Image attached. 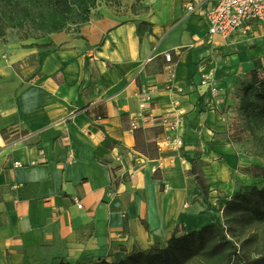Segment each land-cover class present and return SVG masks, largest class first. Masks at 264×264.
Wrapping results in <instances>:
<instances>
[{"label": "crops", "instance_id": "crops-1", "mask_svg": "<svg viewBox=\"0 0 264 264\" xmlns=\"http://www.w3.org/2000/svg\"><path fill=\"white\" fill-rule=\"evenodd\" d=\"M125 1L98 3L86 23L49 33L41 49L0 42V264L117 262L134 248L164 246L181 225L209 223L186 175L197 149L209 195L231 187L232 145L196 126L218 117L202 70L211 66L229 101L264 56V31L245 35L264 25L251 21L220 39L185 7L207 10L217 0ZM33 56L34 64L21 63ZM142 90H151L153 113L183 112V155L159 147L160 124L127 129ZM140 134L155 155L139 149Z\"/></svg>", "mask_w": 264, "mask_h": 264}, {"label": "trees", "instance_id": "trees-1", "mask_svg": "<svg viewBox=\"0 0 264 264\" xmlns=\"http://www.w3.org/2000/svg\"><path fill=\"white\" fill-rule=\"evenodd\" d=\"M33 1L36 11L20 0H0V38L9 28L22 29L24 38L69 30V23H74L77 29L89 20V9L96 7V0L84 6L80 4L77 9L68 0ZM74 12L78 18H72ZM258 86L260 98L264 99V76ZM189 163L187 175L192 177L202 199L207 200L210 184L194 156ZM251 169L255 171L252 177L264 180V166L254 165ZM51 264L74 263L60 260ZM79 264H264V185H252L246 191L234 193L224 204L222 220L215 218L182 233L176 230L164 246L134 248L117 262L99 258Z\"/></svg>", "mask_w": 264, "mask_h": 264}, {"label": "rangeland", "instance_id": "rangeland-1", "mask_svg": "<svg viewBox=\"0 0 264 264\" xmlns=\"http://www.w3.org/2000/svg\"><path fill=\"white\" fill-rule=\"evenodd\" d=\"M21 4H28L32 6L33 11L38 10L35 8L36 3L33 0H20ZM91 0H68L74 9H77L80 4L87 5ZM96 5L99 3H104L106 6L116 9L118 6L128 5V1L125 0H96ZM136 2L133 3H137ZM43 10H45V6H41ZM80 8V7H79ZM93 8L89 9L90 15L92 13ZM72 18L76 17V13L74 12ZM69 30H76V25L74 23H69ZM264 31V27L254 28L248 31L245 37H262V32ZM24 31L22 29L17 28H9L7 30V35L3 38H0V42L7 43V41H15L19 42L22 45H34L35 48L41 49L48 45L45 42L46 36L48 34L36 33L32 34V36L28 38H24ZM30 61L32 64L35 63L36 58L33 56L29 58V60H24L21 63H27ZM206 63L209 65H213L214 60L211 63ZM211 67V66H210ZM210 67H206L207 69H203V74H210L212 71L209 69ZM213 74V73H212ZM211 74V77H212ZM264 76V56L258 61H254V67L251 70L245 69L243 71L242 77L239 79L240 85L237 90L232 91V95L228 101V94L218 88V93L214 96L212 102V106L210 109H214L218 111V117H214L213 119L209 118V116L203 117L202 120L196 126L197 129L200 128H213V133L225 135L232 145L234 149V155L238 157V162L233 170V174L229 179V183L231 187L227 186L226 191H215L211 192L209 195V200H203L201 195L197 191V195L193 198H198L199 202L203 206V210L200 212H207L210 219L213 220L215 218L223 219V208L226 200L236 192L246 191L252 185L257 187H261L264 185V180L262 177H252L251 167L254 165L264 166V99L260 98V89L258 86V81ZM213 78V77H212ZM222 91V92H221ZM206 107L205 110L207 111ZM204 140L207 142L210 148H213V145L210 139L204 137ZM145 135L140 134L138 136V145L139 149L145 151L149 155H155L157 149L155 145L145 146ZM177 150H168L165 151L168 154H174ZM181 155L182 148H179ZM197 164L200 166V152L197 149L193 155ZM192 158V156H191ZM190 168V164H189ZM186 170V175L187 171ZM239 172V173H238ZM243 173V175L241 174ZM188 176V175H187ZM191 177V176H190ZM192 178V177H191ZM193 185H195L194 181H192ZM193 189V188H192ZM191 192V191H190ZM193 194V192H191ZM196 194V193H195ZM192 198V199H193ZM205 201V202H204ZM182 225L178 227L179 233L184 231Z\"/></svg>", "mask_w": 264, "mask_h": 264}, {"label": "built area", "instance_id": "built-area-1", "mask_svg": "<svg viewBox=\"0 0 264 264\" xmlns=\"http://www.w3.org/2000/svg\"><path fill=\"white\" fill-rule=\"evenodd\" d=\"M188 12H196L206 18L208 27L207 33L211 37L227 39L240 30H246L249 22L255 21L264 25V0H217L211 8L198 9L193 3L186 4ZM166 60H171V54L165 53ZM200 84L210 91L212 100L218 93V88L213 85L211 73L202 74ZM151 90H142L138 103V111L133 115L128 123L127 129L134 132L137 129L149 124H160L163 126L162 145L159 147L166 150H177L183 146L182 136L178 133L179 124L182 121V111L174 113L155 114L151 108ZM212 103V102H210ZM208 102V105H212ZM15 165L18 161L14 162ZM159 164L151 167L152 172H156ZM133 175V174H132ZM170 188L165 185V190ZM81 207V204H78Z\"/></svg>", "mask_w": 264, "mask_h": 264}]
</instances>
